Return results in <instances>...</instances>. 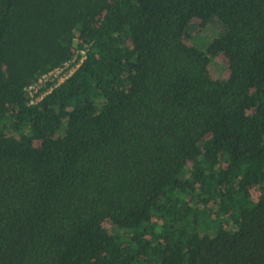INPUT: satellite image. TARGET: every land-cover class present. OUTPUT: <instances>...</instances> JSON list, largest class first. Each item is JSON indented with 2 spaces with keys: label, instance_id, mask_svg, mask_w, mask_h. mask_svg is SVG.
Segmentation results:
<instances>
[{
  "label": "trees",
  "instance_id": "obj_1",
  "mask_svg": "<svg viewBox=\"0 0 264 264\" xmlns=\"http://www.w3.org/2000/svg\"><path fill=\"white\" fill-rule=\"evenodd\" d=\"M0 264H264V0H0Z\"/></svg>",
  "mask_w": 264,
  "mask_h": 264
},
{
  "label": "rangeland",
  "instance_id": "obj_2",
  "mask_svg": "<svg viewBox=\"0 0 264 264\" xmlns=\"http://www.w3.org/2000/svg\"><path fill=\"white\" fill-rule=\"evenodd\" d=\"M218 28H219V24L215 22L213 27L212 26L207 27V30L204 33L208 34L211 39H215L216 37H218ZM198 47L200 48L201 46H198ZM226 67H227V62L223 57H219L217 60H215L213 62V67H212V69L215 73V76H216L215 78H217V79L224 78V75H225L224 71H225ZM104 227L106 228L107 231L110 232L111 228H112L111 222L105 221Z\"/></svg>",
  "mask_w": 264,
  "mask_h": 264
},
{
  "label": "built area",
  "instance_id": "obj_3",
  "mask_svg": "<svg viewBox=\"0 0 264 264\" xmlns=\"http://www.w3.org/2000/svg\"><path fill=\"white\" fill-rule=\"evenodd\" d=\"M84 54V53H83ZM84 58L81 59L80 63L82 62ZM79 64H76L75 66L70 67V64H65V68H59L54 70V72H52V74H48L46 76H44L39 82L38 84H36L35 86L31 87L30 91L33 94L34 92H37L39 90V88L48 81L49 78H51V76L55 79L58 78V84H60L61 82H63L66 78H68L79 66ZM68 71L66 73H64V69L69 68ZM40 85V86H39Z\"/></svg>",
  "mask_w": 264,
  "mask_h": 264
}]
</instances>
